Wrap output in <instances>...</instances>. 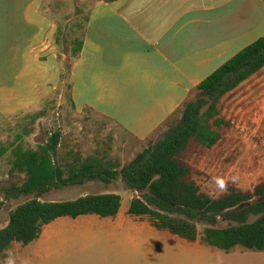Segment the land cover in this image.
I'll use <instances>...</instances> for the list:
<instances>
[{
  "label": "rangeland",
  "instance_id": "obj_1",
  "mask_svg": "<svg viewBox=\"0 0 264 264\" xmlns=\"http://www.w3.org/2000/svg\"><path fill=\"white\" fill-rule=\"evenodd\" d=\"M92 4L93 0L49 1L48 14L57 28L54 50L62 54L63 65L57 70L54 65L47 66L52 75L40 89H35V95L29 100L35 105H30L29 111L4 117L0 113V147L9 148L19 137L23 148L34 149L49 133L59 132L61 142L56 164L65 167L94 160L104 167H120L155 143L176 123L182 105L144 140L129 138L123 129L121 134L111 122L96 117L87 109L75 119L69 64L73 55L71 41L81 37L80 31ZM55 72L60 73L58 79ZM141 76L128 73L119 82L124 90L135 93L126 97L129 104L134 105L142 99L136 96L139 93L137 80ZM35 83L38 84L32 82ZM193 98L192 91L187 101ZM218 112L219 118L228 122L229 127L219 130L220 139L211 149L190 147L187 162L200 172L198 184L210 195L221 194L228 186L252 190L264 178V75L250 79L221 99ZM116 134L122 135V142ZM10 160L9 152L0 160V229L7 225L9 213L26 201L25 198L3 199L2 189L19 186L23 181L22 175L9 174ZM109 193L119 195L122 200V223L96 216L58 219L47 226V231H43L37 241L26 247L14 244L0 257V264H8L9 260L13 264H264V252L236 248L224 254L203 247L199 240L200 226L197 227L198 239L186 243L167 231H156L145 221L128 216V205L135 194L126 191L120 181H96L54 190L42 200L73 201L85 195ZM230 225L219 220L216 227Z\"/></svg>",
  "mask_w": 264,
  "mask_h": 264
},
{
  "label": "crops",
  "instance_id": "obj_2",
  "mask_svg": "<svg viewBox=\"0 0 264 264\" xmlns=\"http://www.w3.org/2000/svg\"><path fill=\"white\" fill-rule=\"evenodd\" d=\"M49 1L54 0H0L3 117L29 111L35 89L52 75L47 66L63 65L54 50L57 28ZM87 19L81 37L71 41V54L81 43L69 62L74 117L87 109L121 134L123 129L129 138L144 140L201 81L264 37V0H93ZM263 69L250 79L264 75ZM133 72L142 75L136 94L142 99L134 105L126 97L135 93L119 83ZM102 220L122 223L120 210Z\"/></svg>",
  "mask_w": 264,
  "mask_h": 264
},
{
  "label": "trees",
  "instance_id": "obj_3",
  "mask_svg": "<svg viewBox=\"0 0 264 264\" xmlns=\"http://www.w3.org/2000/svg\"><path fill=\"white\" fill-rule=\"evenodd\" d=\"M77 47L73 55L80 51L81 43ZM263 68L264 37L201 81L193 90L194 98L183 103L176 123L122 167H104L94 160L65 167L56 164L58 132L49 133L34 149L19 143L0 147V160L10 150L9 174L23 176L19 186L2 189L4 201L26 199L9 213L7 225L0 229V257L14 244L25 247L33 243L45 226L58 219L114 218L121 207V198L114 193L85 195L73 201L42 200L54 190L96 181H120L126 191L135 194L127 215L146 219L156 231L194 243L200 226L199 240L206 248L224 254L236 248L264 252V178L249 191L228 186L223 193L210 195L202 191L198 184L201 174L186 159L190 147L211 149L218 142L219 130L229 127L219 118V102ZM251 218L255 219L250 222ZM219 220L231 225L217 228Z\"/></svg>",
  "mask_w": 264,
  "mask_h": 264
},
{
  "label": "clouds",
  "instance_id": "obj_4",
  "mask_svg": "<svg viewBox=\"0 0 264 264\" xmlns=\"http://www.w3.org/2000/svg\"><path fill=\"white\" fill-rule=\"evenodd\" d=\"M221 187H223V184L221 183ZM8 264H13L11 260L8 261Z\"/></svg>",
  "mask_w": 264,
  "mask_h": 264
}]
</instances>
